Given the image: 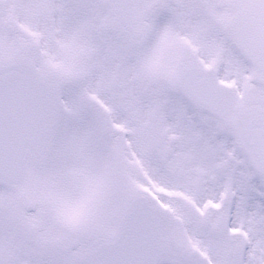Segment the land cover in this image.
Listing matches in <instances>:
<instances>
[{
  "label": "snow or ice",
  "instance_id": "6c2138e0",
  "mask_svg": "<svg viewBox=\"0 0 264 264\" xmlns=\"http://www.w3.org/2000/svg\"><path fill=\"white\" fill-rule=\"evenodd\" d=\"M0 264H264V0H0Z\"/></svg>",
  "mask_w": 264,
  "mask_h": 264
}]
</instances>
